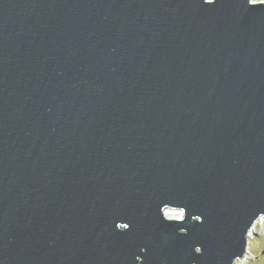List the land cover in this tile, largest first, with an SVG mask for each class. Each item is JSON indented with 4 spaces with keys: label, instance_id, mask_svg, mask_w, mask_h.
Returning a JSON list of instances; mask_svg holds the SVG:
<instances>
[{
    "label": "water",
    "instance_id": "95a60500",
    "mask_svg": "<svg viewBox=\"0 0 264 264\" xmlns=\"http://www.w3.org/2000/svg\"><path fill=\"white\" fill-rule=\"evenodd\" d=\"M260 217L264 1L0 0V264H234Z\"/></svg>",
    "mask_w": 264,
    "mask_h": 264
},
{
    "label": "rangeland",
    "instance_id": "374dc122",
    "mask_svg": "<svg viewBox=\"0 0 264 264\" xmlns=\"http://www.w3.org/2000/svg\"><path fill=\"white\" fill-rule=\"evenodd\" d=\"M264 0H250L251 3H259ZM252 237L247 240L249 256L240 258L234 264H264V220L256 224Z\"/></svg>",
    "mask_w": 264,
    "mask_h": 264
},
{
    "label": "bare ground",
    "instance_id": "6f19581e",
    "mask_svg": "<svg viewBox=\"0 0 264 264\" xmlns=\"http://www.w3.org/2000/svg\"><path fill=\"white\" fill-rule=\"evenodd\" d=\"M163 211H164L163 215H164V217L166 219H174V218H178L179 217V214L177 212H175V211H172V210L169 211V209H166V210H163ZM263 220H264V217H260L258 220H256L254 222V225H252V227L250 228V230L248 232V235L246 237L247 240L250 239V237H252V235L254 234L255 229H256V227H255L256 224H258L260 222H263ZM248 256H249V252H248V250L246 248V252H245V254H244V256L242 258H247Z\"/></svg>",
    "mask_w": 264,
    "mask_h": 264
}]
</instances>
